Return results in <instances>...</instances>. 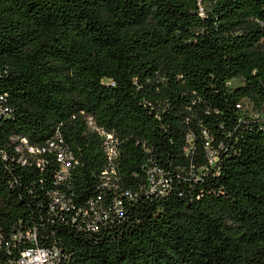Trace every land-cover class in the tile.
Listing matches in <instances>:
<instances>
[{
    "label": "trees",
    "instance_id": "16d2710c",
    "mask_svg": "<svg viewBox=\"0 0 264 264\" xmlns=\"http://www.w3.org/2000/svg\"><path fill=\"white\" fill-rule=\"evenodd\" d=\"M0 106V264L32 229L59 264H264V0H0ZM88 117L117 139V189ZM57 132L61 182L55 152L22 163L15 139Z\"/></svg>",
    "mask_w": 264,
    "mask_h": 264
},
{
    "label": "built area",
    "instance_id": "2783aa9c",
    "mask_svg": "<svg viewBox=\"0 0 264 264\" xmlns=\"http://www.w3.org/2000/svg\"><path fill=\"white\" fill-rule=\"evenodd\" d=\"M203 8L201 7V11ZM10 109L5 106H0V114L9 113ZM90 121H93L92 117H88V124L91 128ZM96 124V123H95ZM99 134L104 137V147L107 158V166L102 171V180L103 185L108 188H118L117 180L118 172L116 169V160L119 155V149L117 146V139L111 132L104 130L103 128H98ZM15 139L20 140V144L17 146V151L21 154L20 160L22 163H26V155L28 156H38L46 152H55L57 156V160L60 163V169L56 176L57 182L65 181L69 176L70 168L73 166L75 159L70 151L67 150L64 139L61 133L57 132L56 135L46 142L44 145L36 146L32 145L28 142L26 138L16 137ZM40 161V160H39ZM42 161V160H41ZM148 179L150 182L149 191L151 193L159 190L160 193L165 192V188H167L170 184V181L165 178L160 171V169L153 167L148 171ZM160 184V186H158ZM162 186V189H160ZM129 193H126L128 195ZM51 203L50 208L53 212L58 209H68L70 206V200L66 198L65 194L60 191H54L51 193ZM101 197H98V200ZM121 201L119 199L115 202V207L120 208ZM90 210L91 213L87 210L84 211V214L90 215L92 218L87 223L91 228H98L102 223V220L105 219L107 215V211L95 208V203L93 201L90 202ZM26 238L29 245L22 248L19 251V254L4 264H59L61 260V251L55 245L51 247L42 246L39 244L37 231L36 229L25 231L24 234L17 233L13 235L14 239L21 240L22 238ZM4 234L0 228V248L3 245Z\"/></svg>",
    "mask_w": 264,
    "mask_h": 264
},
{
    "label": "rangeland",
    "instance_id": "374dc122",
    "mask_svg": "<svg viewBox=\"0 0 264 264\" xmlns=\"http://www.w3.org/2000/svg\"><path fill=\"white\" fill-rule=\"evenodd\" d=\"M207 5H209V4L208 3L201 4V6H203V7L207 6ZM103 81L108 82L109 80L104 79ZM228 84L230 85V87L234 88L236 86L244 84V81L240 78H234V79L230 80L228 82ZM241 108H242V111L244 112V114H247L250 116H256V114H257V112L254 111L252 101L247 99V98L243 99ZM90 125H91L92 130L99 131V129H98L99 127L95 124V122L90 121ZM158 186H160V184H158Z\"/></svg>",
    "mask_w": 264,
    "mask_h": 264
}]
</instances>
